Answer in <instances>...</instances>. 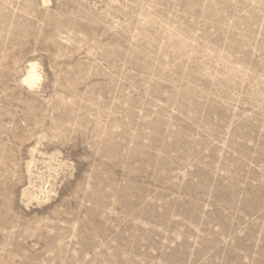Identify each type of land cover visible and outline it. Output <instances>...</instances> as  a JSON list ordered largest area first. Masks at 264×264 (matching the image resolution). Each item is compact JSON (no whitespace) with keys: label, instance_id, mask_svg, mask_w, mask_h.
<instances>
[{"label":"rangeland","instance_id":"rangeland-1","mask_svg":"<svg viewBox=\"0 0 264 264\" xmlns=\"http://www.w3.org/2000/svg\"><path fill=\"white\" fill-rule=\"evenodd\" d=\"M0 264H264V0H0Z\"/></svg>","mask_w":264,"mask_h":264},{"label":"bare ground","instance_id":"bare-ground-1","mask_svg":"<svg viewBox=\"0 0 264 264\" xmlns=\"http://www.w3.org/2000/svg\"><path fill=\"white\" fill-rule=\"evenodd\" d=\"M39 81L40 76L37 72V65L34 62H30L22 82L27 88H34L38 85Z\"/></svg>","mask_w":264,"mask_h":264}]
</instances>
